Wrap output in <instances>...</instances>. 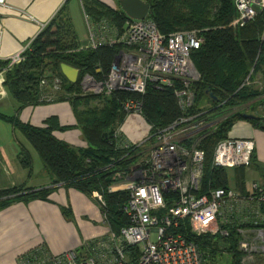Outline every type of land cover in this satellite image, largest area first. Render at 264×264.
Listing matches in <instances>:
<instances>
[{
  "label": "trees",
  "instance_id": "obj_1",
  "mask_svg": "<svg viewBox=\"0 0 264 264\" xmlns=\"http://www.w3.org/2000/svg\"><path fill=\"white\" fill-rule=\"evenodd\" d=\"M140 1L148 5L147 19L156 26L161 35L195 31L201 39L199 48L190 54L199 79L192 85L194 102L188 114L213 115L219 112L220 107L239 108L264 97V87L259 89L253 84L258 74L264 78V8L251 22L243 27L232 28L230 24L236 15L234 0ZM80 4L88 24L93 26L105 20L110 26L121 30L127 19L119 9L117 0L114 7L99 0H80ZM63 11L61 9L37 37L29 42L22 54V62L12 67H7L8 61L0 63V70H5L2 86L8 98L16 105V112L28 106L68 103L85 147H71L58 141L53 136V131L66 128L57 126L53 118L46 119L43 127L24 124L16 117L0 115V119L19 132L36 153L51 184L76 189L89 197L91 192H99L105 206L97 205L104 216V223L109 231L117 234L128 225L122 212L128 195L123 191L108 192L112 184L111 175L115 171H127L146 158L148 150V142L140 147L124 149V138L114 134L113 129L126 116L122 103L128 99L141 101V114L151 127L149 136L171 124L182 113L172 89L156 90L153 85H148L142 95L121 91L108 96L97 95L95 98L103 105L98 112L94 109L77 110L81 101L85 103L87 99L94 100L92 95H81V77L90 75L95 81L103 82L117 52V46H101L94 50L80 49L82 46L77 43L70 20L63 15ZM61 64L78 70L75 83L67 82L62 76ZM54 79L60 82V87L56 90L52 87ZM204 98L209 103V109L205 112L199 105ZM260 104H264V98ZM240 120L246 119L242 113L236 112L199 139L197 149L204 153L202 193L214 189H228L227 169L212 165L213 153L216 145L227 139L232 126ZM247 122L262 129L264 118H253ZM17 159L21 168L28 172L32 170L31 159L25 147L20 146ZM236 181L241 187V181ZM22 191L23 187L0 190V198H3L0 200V209L20 200L43 201L52 192L50 189H42L22 195ZM260 210H264V204L260 205ZM67 211L63 209L65 214ZM242 223L240 217H237L224 226L228 231L227 236H196L190 233L187 226L180 227L176 233L197 246L202 253L203 264H216L226 255L229 256L227 264H241L244 254L238 250L241 240L238 230L261 227L259 224L251 226ZM91 244L87 243L75 252L79 257L87 256ZM125 252L133 257L136 253L131 247H125ZM48 256L50 255L45 248L40 247L22 256L18 264H37ZM260 261H264V257L256 258L257 263H261Z\"/></svg>",
  "mask_w": 264,
  "mask_h": 264
},
{
  "label": "built area",
  "instance_id": "obj_2",
  "mask_svg": "<svg viewBox=\"0 0 264 264\" xmlns=\"http://www.w3.org/2000/svg\"><path fill=\"white\" fill-rule=\"evenodd\" d=\"M0 6H4V0H0ZM234 7L236 15L230 27L239 28L262 11L264 0H234ZM87 35L86 44L80 49L117 46V52L103 82L88 75L81 78L79 86L83 93L121 91L142 95L148 85L157 90L172 89L182 114L153 136H149L150 129L139 142L123 141L124 149L148 142L146 158L127 171L111 175L108 192L123 191L128 195L122 209L128 225L117 234L108 231L105 238L84 243L82 247L92 243L87 256L79 257L76 250H71L48 256L37 264H203L201 251L176 230L187 226L196 236H227L224 226L237 217L242 224L261 225L238 230V250L244 254L241 264H256V258L264 257V212L260 210L264 191L253 186L257 194L248 199L256 204L252 221L238 215L237 206L244 200L233 190L201 191L204 153L197 149V143L209 132L211 123L204 113L188 114L194 102L192 85L199 79L190 58L201 44L197 33L180 31L164 36L147 18H127L121 30L105 20L96 26L88 24ZM27 47L28 44L10 57L7 67L22 62ZM4 73V69L0 71L1 86ZM52 87H60L58 79L52 81ZM139 107V102L129 101L123 108L136 113ZM252 151L250 140L224 139L214 149L212 165L224 169L245 167L250 164ZM90 198L100 207L105 206L99 192H91ZM125 247L135 249L134 257L125 252Z\"/></svg>",
  "mask_w": 264,
  "mask_h": 264
},
{
  "label": "crops",
  "instance_id": "obj_3",
  "mask_svg": "<svg viewBox=\"0 0 264 264\" xmlns=\"http://www.w3.org/2000/svg\"><path fill=\"white\" fill-rule=\"evenodd\" d=\"M100 1L114 7L113 0ZM61 9L70 20L77 43L84 46L88 39V22L80 0H4V6H0V63L19 54ZM253 84L259 89L264 87L260 74ZM262 98L247 103V115L264 118V104H260ZM250 108H254V111ZM15 110L16 105L0 85V115L16 117L33 127H43L46 119L53 118L57 126L66 128L53 131L58 141L71 147H85L68 103L28 106L18 112ZM0 122L8 126H0V190L47 186L50 178L36 153L35 159L31 158L32 170L28 172L21 168L17 155L20 146L27 149L28 144L9 123L1 119ZM129 124L137 125L133 120ZM138 125L141 127L140 123ZM235 125L233 138L252 141L253 151L249 165L241 169H227V187L244 200L237 206L238 215L247 216V220L252 221L256 204L248 199L257 194L253 186L264 191V130L253 127L247 120ZM134 131L131 128L123 131L124 140L136 143L145 138V134L135 135L132 133ZM237 179L241 181V187ZM63 209L68 210L66 214ZM108 231L94 200L76 189L61 186L52 190L46 200H20L0 209V264H18L22 256L40 247L45 248L50 256H59L81 248L86 242L105 238Z\"/></svg>",
  "mask_w": 264,
  "mask_h": 264
},
{
  "label": "rangeland",
  "instance_id": "obj_4",
  "mask_svg": "<svg viewBox=\"0 0 264 264\" xmlns=\"http://www.w3.org/2000/svg\"><path fill=\"white\" fill-rule=\"evenodd\" d=\"M100 1V0H99ZM233 4H234V2H233ZM112 5H115V0H113V2H112ZM107 20H109V19H107ZM181 32H183V31H181ZM185 32H188V31H185ZM198 34V33H197ZM113 61V60H112ZM112 64V63H111ZM85 76V75H84ZM88 76H90V75H88ZM83 77V76H82ZM81 77V78H82ZM91 77V76H90ZM92 78V77H91ZM93 79V78H92ZM262 80H264V78H262ZM264 85V84H263ZM80 87V86H79ZM80 89V88H79ZM157 90V89H156ZM80 92L82 93L81 95H92V96H94L93 98H94V100H86V102L85 103H83L82 101L80 102V104H79V106H77V110H79V111H86L87 109H94L95 111H99V110H101L102 109V104L99 102V100L97 99V98H95L97 95H100V94H103V95H106V96H108V95H110V94H112V93H114V92H119V91H114V92H111V93H109V94H106L104 91L103 92H101V93H97V94H95V93H83L82 91H81V89H80ZM130 94V93H129ZM174 96V95H173ZM174 98H175V96H174ZM176 99V98H175ZM129 101H131V100H126L125 102H123L122 104H123V106H122V108L125 106V104L126 103H128ZM135 101V100H134ZM137 102H139V105H140V107H139V110H138V112H136V113H132V112H129V111H125L124 110V108H123V110L126 112V116H124V118H123V120L113 129V132H114V134H118V135H120V136H122V138L124 137L123 136V131H126L128 128H131L132 130H135L134 132H132L133 134H138V133H143V135L145 134V136L148 134V132L150 131V129H151V127L145 122V120H144V118H143V116H142V114H141V101L140 100H137ZM209 103H208V101H207V99L206 98H204V100H202L201 102H200V109L201 110H203L204 112L206 111V110H208L209 108H208V105ZM248 105H247V103L246 104H244V105H242L241 107H239V108H231V109H229V108H226V107H220V110H219V112H216L215 114H205L204 113V115L205 116H209L208 117V120H209V122L211 123V127H210V129L211 128H215L219 123H221L222 121H224L225 119H227L230 115H232V114H235L236 112H238V113H242V114H244V115H247L248 113H246V109H249L248 107H247ZM178 108H179V106H178ZM254 108H250V110L251 111H254L253 110ZM179 111H180V109H179ZM204 115H203V117H204ZM134 121V122H136L137 123V125H132V124H129L130 123V121ZM176 120V119H175ZM240 121H243V120H240ZM239 122V121H238ZM77 123V122H76ZM116 123H118V122H116ZM141 124V127H139V125L138 124ZM236 124V123H235ZM233 125L232 126V128H231V130L229 131V133L227 134V138H233L234 136V134H235V126L236 125ZM0 126H4V127H8L7 125H5V124H3V123H1L0 122ZM137 129V130H136ZM236 139H240V138H236ZM26 151L28 152V154H29V156H30V159L33 157L34 159H35V152L28 146V148L26 149ZM31 163H32V159H31ZM228 171V170H227ZM228 174V173H227ZM48 176V175H47ZM58 187H61L60 186V184H58V185H54V184H51V181H49V183L47 184V186H45V187H36V188H38V189H34V188H31V189H27V190H25V188L23 187V191L21 192L22 193V195H24V194H28V193H30V192H32V191H40V190H42V189H50L51 191L52 190H54V189H57ZM231 190H233V189H231ZM10 199H12L11 198V196L9 197ZM3 198H0V200H2ZM228 258H229V256L228 255H226V256H224L223 258H221V259H219L217 262H216V264H227L228 262H229V260H228ZM261 263H256V264H264V261H260Z\"/></svg>",
  "mask_w": 264,
  "mask_h": 264
},
{
  "label": "water",
  "instance_id": "obj_5",
  "mask_svg": "<svg viewBox=\"0 0 264 264\" xmlns=\"http://www.w3.org/2000/svg\"><path fill=\"white\" fill-rule=\"evenodd\" d=\"M117 4L121 12L131 20H143L147 18L149 7L146 3L140 0H117ZM256 12H259V8H254ZM60 72L62 76L67 80V82L73 84L76 82L78 77V70L67 66L65 64L60 65ZM243 118L246 120L253 119L251 115H244ZM264 130V125L262 126Z\"/></svg>",
  "mask_w": 264,
  "mask_h": 264
}]
</instances>
